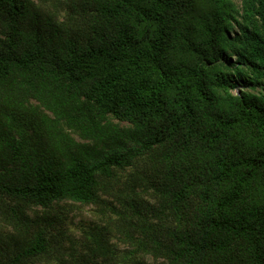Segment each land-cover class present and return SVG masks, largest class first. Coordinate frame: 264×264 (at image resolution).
<instances>
[{
  "label": "trees",
  "instance_id": "obj_1",
  "mask_svg": "<svg viewBox=\"0 0 264 264\" xmlns=\"http://www.w3.org/2000/svg\"><path fill=\"white\" fill-rule=\"evenodd\" d=\"M0 264H264V0H0Z\"/></svg>",
  "mask_w": 264,
  "mask_h": 264
},
{
  "label": "rangeland",
  "instance_id": "obj_2",
  "mask_svg": "<svg viewBox=\"0 0 264 264\" xmlns=\"http://www.w3.org/2000/svg\"><path fill=\"white\" fill-rule=\"evenodd\" d=\"M239 3V0H234ZM96 219L93 209L88 206H75L71 209L70 213V224L71 233L77 235L79 225L83 226L88 222H92Z\"/></svg>",
  "mask_w": 264,
  "mask_h": 264
}]
</instances>
